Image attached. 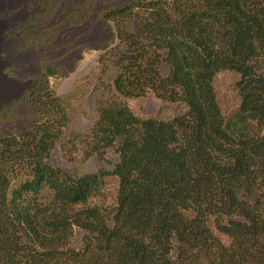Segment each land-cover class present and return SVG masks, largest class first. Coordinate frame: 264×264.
I'll use <instances>...</instances> for the list:
<instances>
[{"label":"trees","instance_id":"obj_1","mask_svg":"<svg viewBox=\"0 0 264 264\" xmlns=\"http://www.w3.org/2000/svg\"><path fill=\"white\" fill-rule=\"evenodd\" d=\"M86 2L67 3L59 46H72ZM45 13L31 16V33ZM97 18L126 50L114 60L122 100L98 109L89 148L118 160L81 176L54 167L65 101L48 89L50 67L33 80L11 105L27 112L25 128L0 135V264H264V0H129ZM221 71L238 75L227 117L213 86ZM147 95L182 110L140 119L123 99ZM110 179L104 208L94 201Z\"/></svg>","mask_w":264,"mask_h":264},{"label":"rangeland","instance_id":"obj_2","mask_svg":"<svg viewBox=\"0 0 264 264\" xmlns=\"http://www.w3.org/2000/svg\"><path fill=\"white\" fill-rule=\"evenodd\" d=\"M72 1L87 5L86 0ZM127 1L90 0L88 5L92 10L71 32L72 46L61 47L59 44L65 36H61L60 31L55 32L54 28L59 27V22L70 13L71 7L67 3L71 0H0V111L8 109L16 115L0 121V135L25 128L27 122L22 117L27 112L16 106L11 108V105L23 100L33 80L44 77L50 67L54 75L47 78L48 89L64 99L69 118L61 141L52 148L50 163L70 176L112 169L118 160L115 149L92 154L88 136L98 109L109 102L122 100L113 87V80L119 73L114 60L115 54L125 52L126 46L111 35L116 33L113 23H110L113 29L109 32L97 14L107 6H121ZM46 11L50 16L47 21L42 20V33H31L27 27L31 16L43 12L40 17L47 18ZM126 22V29L132 30L135 26L133 20ZM28 26L36 27L32 23ZM47 38H50L48 43ZM161 70L165 72L163 68ZM237 80L238 75L231 71L219 72L214 80L216 99L225 117L231 115L239 104ZM123 101L140 119L167 120L182 110L179 104L162 102L150 95ZM107 189L102 199L94 201L104 208H110L114 203L115 179L109 180ZM217 235L223 242L228 241ZM78 240L76 236L74 244Z\"/></svg>","mask_w":264,"mask_h":264}]
</instances>
